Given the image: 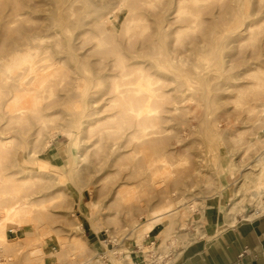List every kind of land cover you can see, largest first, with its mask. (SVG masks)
<instances>
[{"label": "rangeland", "instance_id": "obj_1", "mask_svg": "<svg viewBox=\"0 0 264 264\" xmlns=\"http://www.w3.org/2000/svg\"><path fill=\"white\" fill-rule=\"evenodd\" d=\"M174 2L144 0L140 10L134 11L125 4L116 13L117 0H112L98 9L99 15H96L97 18L101 16L102 25H107V33L91 25L83 30L72 29L71 34L59 31L56 40L61 46L58 47L56 59L66 61V64L56 76L59 81L66 78L67 89L74 90L76 97L86 94H81L85 89L75 91L72 86L74 73L91 80V92L100 93V96L106 94L102 98V106L112 107L97 116L105 122L110 116L117 115L124 104L118 95L122 88H131L133 93L141 94L151 85L150 88L161 96L156 98L157 102L153 103L151 110H155L152 114L162 120L147 131L153 133L154 139H162L167 146L156 152L150 149L146 152L154 158H159L163 152L172 153L166 158L169 172L165 175L166 193L168 198L178 203L179 220L174 222L168 237L154 235V238L143 242V247L136 240L128 241L127 238L131 227L146 223L151 218L150 207L145 209L142 216H135L132 223L126 221L123 213L110 208L95 218L97 229L92 227L81 208L93 211V201H102L105 192L100 191L99 185L88 177L93 147L89 135L79 131L83 129L79 122L80 113L87 111V107L82 106L84 101L78 99L80 103H77V99L67 100L57 107L58 114L45 119L50 121L51 128L41 130L42 114L31 115L21 122L15 119L11 121L9 96L0 84V188L4 192L0 213L26 197L36 204V210L42 211L30 216L34 242L32 246L19 247L22 253H15L14 264H22L32 257L36 264H119L116 256L126 252L125 246L132 244L139 246L140 250L136 251L144 256L147 263L154 259L157 264H164L168 260L166 258L177 256L187 246L190 234L200 232L196 215L203 209L205 201L218 198L230 202L234 207H248L260 212L261 197L254 201L249 197L251 192H259V189L256 184L243 182L242 175L264 178V168L259 163L264 154V0H199L197 5L194 0H188L186 4L192 9L211 7L213 11L193 18L184 10L172 13L170 19L179 18L181 23L177 25V31L167 32L172 35L166 41L172 43L179 53L181 71H148L145 65L151 61L150 57L163 51L149 50V39L153 36L154 41L159 42L152 34L166 18L161 10ZM228 6L237 13L231 11L233 15L222 17L221 10ZM172 9L175 10L174 7ZM86 17L81 18L82 22H91L93 16ZM127 18L137 19L130 29L123 26ZM186 19H189L188 23H184ZM140 21V27H137ZM82 31H86V35L79 42L85 40L87 43L78 54L81 56L88 51L89 56L86 60L74 58L73 61L71 55L75 57V54L68 48L69 42L72 40L73 43ZM192 40H197L198 44L191 45ZM53 65H56L55 59ZM100 68L104 70L101 73L98 72ZM156 71L161 75L168 74V78L158 76ZM162 92L165 93L164 97ZM63 95L67 94L59 93L60 97ZM111 100L115 102L111 104ZM94 109L90 108L87 113ZM54 112L51 110L47 113ZM69 121H74L76 127L69 125ZM119 122L116 119L105 124L106 127L122 129L117 131L119 136L124 137L120 142L130 144L125 151L133 152L142 137L134 136V129H123L124 124ZM88 123H94V120ZM56 126L72 131L74 142L63 135L57 136L52 130ZM53 135L54 140L51 139ZM9 136L14 140L10 141ZM74 143L77 144V153L73 166L67 160L70 155L63 150ZM87 151H90L88 157ZM100 154L102 157V150ZM30 155L41 161L38 173L27 172ZM217 157L219 163L216 162ZM45 159L55 162L56 166L45 165ZM157 164L162 166L164 163ZM132 165L140 169L145 168L147 163L136 156V159L124 160L122 168L130 169ZM57 166L63 168L61 173ZM195 167H203L202 170L208 174L202 184L186 191L185 182L189 184L195 180V172L192 171ZM203 173L200 177H203ZM25 179L30 181L22 185ZM139 191L135 201L141 200L145 205L159 201V194L155 190L146 193ZM60 193L66 196L62 195L64 203ZM75 225L81 227V237L90 246L83 254L63 247V243L70 240ZM184 233L190 235L185 237L188 239L186 244H182L184 242L180 239ZM6 236L11 245L0 244V251L3 252L0 263L8 261L12 249H17L15 244L19 239H26L25 228L7 230ZM35 250L43 253L31 255ZM154 255L155 258L151 259Z\"/></svg>", "mask_w": 264, "mask_h": 264}, {"label": "bare ground", "instance_id": "obj_2", "mask_svg": "<svg viewBox=\"0 0 264 264\" xmlns=\"http://www.w3.org/2000/svg\"><path fill=\"white\" fill-rule=\"evenodd\" d=\"M112 0H0V84L6 90L9 99L8 105L10 108V117L12 120L21 122L26 120L31 115H40L41 118V130L51 128L50 121H45L52 115L59 113L57 107L64 105L67 100L77 99V103L84 101L82 106L87 107V111L90 108L94 110L87 113V111L80 113V125H83V129L79 131L86 132L89 135V140L93 147L90 155V168L88 169V177L94 180L95 185H99V190L104 191V198L102 201H93V211H86L81 208L85 218H88L91 226L97 229L98 223L95 220L108 209H113L117 213H123L127 222H133L135 216H142L146 208L150 207L151 218L146 223H138V226L131 227L127 240H136V242L142 246L143 242L156 237H168V232L172 229L174 222L179 220L180 211L176 208L175 202L168 198L166 193L168 187L165 175L169 172L166 167V158L172 155L171 152H163L159 155V158H154L152 154L147 153L148 149L156 152L159 149H164L167 143H164L162 139H154L153 133L148 132L147 129L152 125H159L162 118L153 115L151 106L157 102L156 98L161 97L155 90L151 89L148 85L141 94H135L131 88H122L118 91L119 97L124 100V104L118 111L117 115L110 116L107 122L99 119L97 116L106 112L107 108L112 107L102 106L103 97L100 93L91 92L90 79L80 76L78 73H74L75 78L72 79V86L75 91L85 89L84 92L76 97L74 90L67 89L65 79L59 81L56 76L57 73L64 67L66 61L57 60L59 52L58 47L61 46L56 40V36L59 35V31L67 34H71V30H83L85 27L93 26L103 33H107V25H102L101 16L98 18V9L104 7ZM188 0H175L171 5L165 6L161 10V14L165 16V20L159 25L152 35L159 39V42L154 41L153 36L149 39V50L156 51L162 50L157 55L149 57L148 63L145 65L148 71L153 69L168 70L169 72H180V58L179 53L172 47V43H168V39L172 34H167L168 31H177V25L181 23L179 18L173 21L170 17L172 13L184 10L190 18L203 16L204 14H210L213 9L211 7L202 9H192L188 4ZM197 5L199 0H194ZM241 2L242 0H235ZM144 0H117L114 11H119L125 6V4L135 10L143 8ZM97 4V5H96ZM186 4V5H185ZM236 6L237 3L235 2ZM83 5V6H79ZM96 5V6H95ZM95 6V9H94ZM174 7L175 10L172 8ZM179 9V10H178ZM221 10V8H219ZM232 8L222 9L220 14L222 17H226L230 13ZM174 13V14H175ZM233 13H237L235 10ZM172 14V15H171ZM93 16L91 22H82V17ZM233 15V14H232ZM75 18V19H73ZM221 18H218L220 20ZM73 20V21H72ZM170 20V21H169ZM191 20V19H190ZM221 21V20H220ZM137 22V19L127 18L123 23L126 29L132 27V23ZM142 21L138 23L137 27H140ZM189 19H186L184 23H188ZM196 22V21H194ZM225 22V20L221 21ZM220 22V23H221ZM243 24L242 26H244ZM219 26V24H218ZM246 26V25H245ZM120 27V26H119ZM212 27V25H211ZM210 27V28H211ZM247 27V26H246ZM147 29L148 27H142ZM204 28H208L204 25ZM88 30V29H87ZM86 35V31L77 34L75 41L69 42L68 48L74 51L75 57L72 54L70 57L72 60L83 59L86 60L89 54L86 52L81 56L78 54L84 50L86 41L80 43L81 37ZM77 42L76 45L74 43ZM197 40H192L191 45H197ZM161 46V47H160ZM171 46V47H170ZM80 56V57H79ZM56 60V65H53V60ZM166 65V66H164ZM119 70L120 67L118 66ZM145 68V69H146ZM103 68L98 69V72H103ZM158 76L168 78V74H160L156 71ZM156 74V75H157ZM205 74V73H204ZM65 82V83H64ZM1 89V86H0ZM137 90H141L138 88ZM143 91V90H142ZM66 93L63 97L59 96V93ZM90 92V93H89ZM46 94V95H45ZM165 93L162 92V97ZM62 96V95H61ZM65 96V97H64ZM115 100H111L110 103H114ZM80 107V106H79ZM143 108L145 110L143 111ZM55 111L53 114L47 113L48 111ZM143 114V116H142ZM123 123L125 130L134 129L133 135H140L142 137L139 142V146L136 150L125 151L130 147L128 143H121L124 137L119 136L118 129L115 126L106 127L105 123H110L115 120ZM94 120V123H88ZM88 123V124H87ZM69 125L75 126L76 123L69 121ZM59 126L54 127V130L58 135H63L70 142L73 141V133L70 130H63ZM55 135L51 137L54 140ZM9 140L13 141L14 137L9 136ZM77 144H71L63 152L68 153L70 156L67 158L68 163L74 166ZM102 150V157H101ZM164 151V150H163ZM132 152V153H130ZM90 151H87V157ZM139 159L146 162L145 168L136 169L134 165L130 169H123V161L127 159ZM158 157V156H157ZM43 161V160H42ZM158 162L164 163L162 166L158 165ZM217 163H219V157H217ZM41 161L34 156L30 155L28 161V173H38L40 169ZM45 165H54L55 162L44 160ZM259 163L264 168V154L260 157ZM219 167V166H218ZM58 172L61 173L62 167L57 166ZM203 167L194 168L195 180L192 183H186L184 188L186 191L197 187L204 181V177L207 176V172L202 170ZM83 171V170H82ZM203 173V177L200 175ZM58 173V174H59ZM226 174V172H225ZM115 179L111 182L112 179ZM243 182L257 186L259 192H251L249 197L251 200H256L261 197V210H264V178L258 176L257 179L249 178V176H243ZM245 179V180H244ZM28 179H25L24 184L28 183ZM3 186V185H2ZM139 190H143L145 193L155 190L159 194V201L153 204H142L143 201H135L136 196L140 193ZM4 192L0 188V202L2 201V195ZM263 194V197H262ZM64 193H60V198L64 200ZM57 198V195H55ZM66 197V196H65ZM84 195L81 196L83 198ZM235 204H239L236 202ZM4 210L0 214L2 215V221H0V244L3 246H10L11 244L7 240V230H14L17 228H25V238L19 239L15 245L16 250L12 249V255L6 263L0 264H14L15 255L20 252L19 247L32 246L34 242L35 234L30 227L32 224L30 216L39 210H36V204L31 202L29 197L19 200L14 206ZM42 212V211H39ZM189 213V211H186ZM33 225V224H32ZM81 226V224H80ZM80 226L75 225V229L71 231L70 240L63 243V247L71 249L78 254H83L86 249H89V243L86 239L82 238L80 232ZM167 231V233H166ZM190 236L188 233L181 235L182 241L186 244L188 239L185 237ZM191 238V237H190ZM189 238V240H190ZM154 242V241H153ZM152 243V242H151ZM21 244V246H18ZM165 244V241L164 243ZM143 247V246H142ZM165 250V248H164ZM2 251H0L1 254ZM3 253V252H2ZM16 253V254H15ZM41 250H35L31 252V255L42 254ZM53 255V254H51ZM50 255V256H51ZM31 259H25L22 264H36Z\"/></svg>", "mask_w": 264, "mask_h": 264}, {"label": "crops", "instance_id": "obj_3", "mask_svg": "<svg viewBox=\"0 0 264 264\" xmlns=\"http://www.w3.org/2000/svg\"><path fill=\"white\" fill-rule=\"evenodd\" d=\"M196 216L200 232L190 234L187 246L164 264H264V210L242 209L214 198L205 201ZM125 248L116 256L117 263L157 264L155 255L147 263L136 251L138 245Z\"/></svg>", "mask_w": 264, "mask_h": 264}, {"label": "built area", "instance_id": "obj_4", "mask_svg": "<svg viewBox=\"0 0 264 264\" xmlns=\"http://www.w3.org/2000/svg\"><path fill=\"white\" fill-rule=\"evenodd\" d=\"M2 253V252H1Z\"/></svg>", "mask_w": 264, "mask_h": 264}]
</instances>
